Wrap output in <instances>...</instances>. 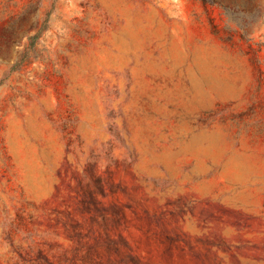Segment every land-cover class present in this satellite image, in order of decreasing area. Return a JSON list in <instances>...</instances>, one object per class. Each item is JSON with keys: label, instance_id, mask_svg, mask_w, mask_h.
<instances>
[{"label": "rangeland", "instance_id": "374dc122", "mask_svg": "<svg viewBox=\"0 0 264 264\" xmlns=\"http://www.w3.org/2000/svg\"><path fill=\"white\" fill-rule=\"evenodd\" d=\"M0 264H264V0H0Z\"/></svg>", "mask_w": 264, "mask_h": 264}]
</instances>
